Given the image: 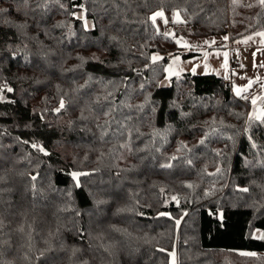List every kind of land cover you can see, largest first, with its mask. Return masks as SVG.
<instances>
[{
	"label": "trees",
	"instance_id": "trees-1",
	"mask_svg": "<svg viewBox=\"0 0 264 264\" xmlns=\"http://www.w3.org/2000/svg\"><path fill=\"white\" fill-rule=\"evenodd\" d=\"M0 9V92L11 88L0 99V264H171L173 254L176 264H264V195L237 200L247 175H264V116L249 117L214 75L163 86L170 60L195 54L151 19L161 12L190 38L228 25L233 42L264 31V6L0 0Z\"/></svg>",
	"mask_w": 264,
	"mask_h": 264
},
{
	"label": "crops",
	"instance_id": "crops-1",
	"mask_svg": "<svg viewBox=\"0 0 264 264\" xmlns=\"http://www.w3.org/2000/svg\"><path fill=\"white\" fill-rule=\"evenodd\" d=\"M231 3L260 4V0H229ZM79 18L87 22L85 29H92V22L85 19L84 13L78 12ZM91 22V23H90ZM255 32L237 41H231L227 31L223 35L204 38H190L174 35L175 44L183 52L195 55L184 59L175 55L165 68V79L178 77L185 73L194 75H214L227 79L234 96L247 106V115L260 119L264 116V36ZM227 36L228 39H224ZM182 38V40H181ZM181 40V43H177ZM206 41L208 43H206ZM255 54V55H254ZM236 60L234 71H230V60ZM173 61V62H172ZM169 76V77H167ZM251 82V83H250ZM237 95L235 89H245ZM255 99L256 103L252 101Z\"/></svg>",
	"mask_w": 264,
	"mask_h": 264
},
{
	"label": "rangeland",
	"instance_id": "rangeland-1",
	"mask_svg": "<svg viewBox=\"0 0 264 264\" xmlns=\"http://www.w3.org/2000/svg\"><path fill=\"white\" fill-rule=\"evenodd\" d=\"M78 12H82V11L77 10L74 12V15L79 18L80 16L78 15ZM180 19L181 18L179 16V14L175 13L173 15V21L180 22ZM154 24H155V27H156L158 32H160L163 35H164V33H170L171 35L169 37L174 40V36H173L174 35V26H172V24L170 23V20L163 13L161 16L156 17ZM223 30H224V28H223ZM229 30H230V28L228 26V31ZM167 77H169V76H167ZM168 82H169V79L167 78V79H164L161 84L163 86H166L168 84ZM8 89H11V88H6L4 93L0 92V99H2V100L6 99L5 93L7 94V93L11 92V91H8ZM249 175H250V177H249ZM249 175H247L248 179L246 180L245 186L244 187H237V191H238L237 192V195H238L237 200H238L239 205H246L247 206L250 204H254V203L260 201L264 195V175L258 174V173H256V174L251 173ZM245 188L248 189L247 192L242 191V189H245ZM254 236L259 237V233L255 232ZM170 261H171V264H176L174 254L171 255Z\"/></svg>",
	"mask_w": 264,
	"mask_h": 264
},
{
	"label": "snow or ice",
	"instance_id": "snow-or-ice-1",
	"mask_svg": "<svg viewBox=\"0 0 264 264\" xmlns=\"http://www.w3.org/2000/svg\"><path fill=\"white\" fill-rule=\"evenodd\" d=\"M23 2L26 3L27 0H23ZM260 4H261V6H264V0H260ZM3 12H7V9H0V13H3ZM161 15H162V13L157 12V13H155V14L153 15V17H151V19H152L153 21H155L156 17L161 16ZM57 26H59V25H57ZM19 27H24V25H19ZM85 27H87V22H85ZM170 35H171L170 33H164V36H165L166 38L169 37ZM258 35L264 36V33H259ZM224 39H228V37L225 36ZM181 40H182V38H181ZM181 40H177V43H181ZM206 43H208V42L206 41ZM254 55H255V54H254ZM152 59H153V61H155V60L159 59V57H158V56H153ZM260 67H264V64L260 65ZM250 83H251V82H250ZM247 90H248L247 88H245V89H235V91L237 92V95H239L242 91H243V92H246ZM8 91H11V89H8ZM252 103H253V104L256 103L255 99H253ZM60 107H61V108L63 107V102H61ZM56 111L59 112L60 109L58 108V109H56ZM33 147H36V146L33 145ZM40 150L43 151V149H40ZM173 159H175V157H173ZM163 166H164V167H168V165H163ZM79 175H82V173H75V172L72 173V176H73L74 179H76ZM32 179L35 180L36 178H35V177H32ZM242 191L247 192L248 189L245 188V189H242ZM173 199H175V198H173ZM177 223H179V221H177ZM242 254H245V253H242Z\"/></svg>",
	"mask_w": 264,
	"mask_h": 264
},
{
	"label": "built area",
	"instance_id": "built-area-1",
	"mask_svg": "<svg viewBox=\"0 0 264 264\" xmlns=\"http://www.w3.org/2000/svg\"><path fill=\"white\" fill-rule=\"evenodd\" d=\"M223 28H224L225 31H228V26H227V25H225ZM235 66H236V60H235L234 58H232V59L230 60V68H229V70H230L231 72L234 71V70H235ZM223 81H224V83H226V84L229 83L227 79H224Z\"/></svg>",
	"mask_w": 264,
	"mask_h": 264
}]
</instances>
